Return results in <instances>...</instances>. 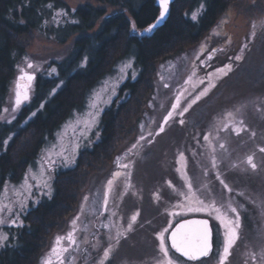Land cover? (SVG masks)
<instances>
[{
	"label": "rangeland",
	"instance_id": "1",
	"mask_svg": "<svg viewBox=\"0 0 264 264\" xmlns=\"http://www.w3.org/2000/svg\"><path fill=\"white\" fill-rule=\"evenodd\" d=\"M85 2L88 0H68L72 7ZM117 11L111 8L106 14ZM27 42L26 54L16 63L1 105L7 122L21 107L28 108L36 90L31 83L28 98L17 106L18 74L27 71L41 77L53 73V63L68 55L71 47L70 40L57 44L36 32ZM236 56L242 58L236 60ZM227 65L231 71L221 73L219 70H226ZM139 73L132 57L119 62L113 73L92 88L82 108L74 110L41 144L26 168L2 183L0 207H8L0 211L4 221L0 233L7 239L0 241V246L15 227L9 226L10 221L16 220L18 226L21 213L37 206L44 197L52 198L55 174L74 167L78 155L89 147L105 109L119 99V87L128 78L135 80ZM154 80L155 92L133 137L121 142L111 166L87 180L76 213L63 231L52 235L40 264L49 258L52 264H59L52 249L57 246L56 238L67 237L69 232L75 244L67 239L61 242L60 246L68 249L62 254L64 264H99L109 247L112 252L105 264H158L163 259L159 235L163 232L165 237V229L175 219L200 207L197 200L208 205L213 198L224 206L228 192L251 195L248 206L256 209V218L240 227V240L231 252L252 258L264 251V152L260 151L264 147V0H241L199 44L159 63ZM209 84L215 87L209 88ZM205 88L207 94L200 96ZM20 90L24 92L22 87ZM197 96L200 98L195 99ZM185 108L188 110L183 111ZM169 112L172 118L165 124ZM35 114L36 110L28 113L19 127L26 126ZM162 125L164 131L160 132ZM14 134L8 131L0 141L1 148L8 146ZM60 152L67 162L57 155ZM49 156L54 163L48 162ZM249 156L257 165L255 170L247 163ZM118 158L126 168L118 166ZM117 172L119 176L114 175ZM109 180L113 181L111 190ZM189 183L195 194L191 200L187 198ZM137 213L133 222L131 217ZM254 224L262 230L253 228ZM118 232L121 235L117 236Z\"/></svg>",
	"mask_w": 264,
	"mask_h": 264
},
{
	"label": "trees",
	"instance_id": "2",
	"mask_svg": "<svg viewBox=\"0 0 264 264\" xmlns=\"http://www.w3.org/2000/svg\"><path fill=\"white\" fill-rule=\"evenodd\" d=\"M240 1L175 0L162 26L151 29L160 15L157 0H88L77 7L68 0H0L4 90L33 33L57 44L71 42L68 55L53 63V73L37 81L34 98L24 112L25 118L35 110L36 114L24 127L11 126L15 134L0 158V187L26 168L41 144L74 110L82 108L92 88L113 73L119 62L132 57L140 70L135 80L128 78L119 87V99L105 109L89 147L81 151L74 167L55 174L52 198H42L19 215L17 228L8 229L9 240L0 247V264H40L52 235L63 231L76 213L87 180L112 165L118 146L139 127L155 92L158 64L199 44ZM111 8L118 11L107 15ZM0 134L4 137L8 130Z\"/></svg>",
	"mask_w": 264,
	"mask_h": 264
},
{
	"label": "snow or ice",
	"instance_id": "3",
	"mask_svg": "<svg viewBox=\"0 0 264 264\" xmlns=\"http://www.w3.org/2000/svg\"><path fill=\"white\" fill-rule=\"evenodd\" d=\"M168 3L169 0H160V5H161V12H160V19L162 20L165 16V14L168 11ZM193 19H196V15L193 14ZM75 22V21H74ZM159 22V21H158ZM155 27V25H153ZM255 27V25H254ZM151 29H149L150 31ZM247 47V45H245ZM242 57L241 56H236V60H240ZM211 59V57H209ZM29 68L32 67L31 64L28 65ZM23 71V70H21ZM123 72V69H121ZM221 73L227 74V71H231V65L226 66L225 69H220L219 70ZM21 80L27 79L28 81H31L33 77L31 75H28L25 73L20 77ZM203 83V81H201ZM215 87L214 84H209V88ZM21 86L18 84L17 85V92H16V104L19 106L21 103L22 99H27V92L24 91L22 92ZM208 92V88H205L203 92L200 93V96L206 95ZM200 97L197 96L195 99H199ZM195 99L192 101V103H195ZM179 104V100H177V104L173 105V112H175L176 107ZM188 107H191V104H189ZM188 109L185 108L183 111H187ZM181 115H183V112H181ZM229 116H231V113H229ZM172 118V112L168 113V116L165 118L164 123L167 124L168 120ZM183 123V121H180ZM143 127V126H142ZM237 131V134H239V130L234 129ZM164 131L163 125L160 127V132ZM159 134V133H157ZM151 135V133H149ZM141 139H145V137H141ZM207 139V137H205ZM223 147V145H221ZM261 152H264V147L260 148ZM58 156L63 158L66 162L68 158L64 156L63 152L57 153ZM181 159H183V156H181ZM48 162L54 163V161L51 159V156L48 158ZM247 163L248 165L251 166L253 170L257 167V165L253 162V157L249 156L247 158ZM117 164L118 166L121 167H127L126 164H120L119 158L117 159ZM213 166H215V161H213ZM115 176H119L120 173L117 172L114 174ZM223 184L224 182L221 181ZM113 185V181L109 180L108 181V188L111 190ZM27 186V185H26ZM30 187V186H28ZM225 187L227 188L228 186L225 184ZM189 188V195H187V198L189 200L192 199V197L195 195L192 193L191 189V183L188 184ZM87 199V197H85ZM107 203V200H105V204ZM197 203L200 205V207L193 209L196 211H208L211 209L216 213V219H218L221 223V225L224 226L225 228V238H224V243H223V250L222 252L217 251L216 255L219 257L217 264H226V261L228 260V257L230 256L231 252L230 250L232 247L236 244L237 240L239 239V229L241 227L240 223V215L237 213V209L229 205V210L233 213H237L234 218H229L225 214L221 213L219 208L215 207L214 202L212 204H204L202 200H197ZM7 205H3L0 207V211H3L4 208H7ZM23 207V205H22ZM11 211V209H8ZM137 214H134L131 217V220L135 222ZM4 221L0 220V224H3ZM16 225V221H12V224L9 226H14ZM73 226H75V222H73ZM128 230H131V224L128 226ZM167 231V229H165ZM121 235V233H117V236ZM159 240H160V251L163 254V260L159 261L158 264H177L176 261L171 259L169 257V249L165 246V237L163 232L159 235ZM7 236L3 233H0V241L6 240ZM67 239L69 243L75 244V239L74 235L72 232H69L67 237H57L56 238V245L57 247H54L52 249V253L56 256L57 261H59V264H64L65 257L62 255L64 252H67L68 249L66 247H61V242ZM118 242V241H117ZM171 247L175 249L176 252L180 253L181 256L186 257L189 261H199L201 258H206L209 257L210 253H212L213 250V245H212V233L209 228L208 222L206 220L204 221H188L185 222L184 224H180L174 232L171 234ZM112 252V248L109 247L107 250L104 251L103 253V259L99 261V264H105V261H107L110 257V254ZM253 260H255V256L252 257ZM261 260H264V251L261 252ZM44 264H52L51 258L46 260Z\"/></svg>",
	"mask_w": 264,
	"mask_h": 264
},
{
	"label": "flooded vegetation",
	"instance_id": "4",
	"mask_svg": "<svg viewBox=\"0 0 264 264\" xmlns=\"http://www.w3.org/2000/svg\"><path fill=\"white\" fill-rule=\"evenodd\" d=\"M32 74H34V73H32ZM17 77H16V82H17ZM38 79H39V77H37L36 74H34V78H33L32 83L36 87H37L36 84H37ZM1 80L2 79H0V132L8 129V131H11L13 133V130H11L12 124H14V123L20 124L24 119H26L25 114H24L25 107H21L19 109V111L17 112V114L15 116H13L12 118H10L9 122H11V126L10 127L7 126V123H9V122H7L6 115L2 116L1 105L5 101V94L8 90V86L6 84V87L4 90L3 80L2 81ZM32 100H33V98L31 99V101ZM20 127H22V126H20ZM92 135H91V137H92ZM4 137H1V134H0V141ZM6 149H7V147L5 149L1 148V144H0V158H1L2 154L4 152H6ZM220 181H224V180L220 179ZM226 196L227 197H225L224 206L221 203H219V201L216 202V200H212L213 198L209 199L211 201L209 204H212L214 202L215 207L219 208L221 213L225 214L229 218H234L236 216V214L238 213L240 215L241 226L243 224L246 226L252 217L256 218L255 207L248 206L250 198L252 197L251 195L247 196L243 192L236 193V194L228 192L226 194ZM229 205L236 208L237 213L231 212L229 210V207H228ZM191 208L192 207L190 206L188 209L190 210ZM196 218L204 219L208 222V224L210 226L211 233H212L213 250H212V253H210L209 257L201 258V260H199V261H189L186 257L181 256L180 253H177L176 251L173 250V248L171 247V242H170V234L176 225H178L182 222L184 224L185 222H187V220L196 219ZM12 221H16V220H12ZM12 221H10V223ZM11 224H9V225H11ZM252 227L253 228H259V226L257 224L252 225ZM14 228H17L16 225ZM260 229L261 228H259V230ZM167 232L168 233H166V236H165V246L169 249V257L171 259H173L174 261H176L177 264H217L219 257L216 255V253H217V251L222 252V250H223V243H224V238H225V228L223 225H221L220 221L218 219H216V213L214 211H212L211 209H209L208 211H204V212H200V211L195 210L194 212H191V213H185L181 217H178L177 219H175L173 225L170 226V228L167 230ZM240 234L241 233L239 231V239L237 240V242L240 240ZM259 234H261V232ZM54 247H57V246H54ZM230 252H231V250H230ZM239 253L240 252H237V251L234 254L231 252L230 256L228 257L229 264H264V260H261V255L259 253L253 255V256H255V260H253L250 257H247L246 255L245 256L239 255ZM53 257H55V255ZM56 259L57 258H55L54 260H56Z\"/></svg>",
	"mask_w": 264,
	"mask_h": 264
},
{
	"label": "water",
	"instance_id": "5",
	"mask_svg": "<svg viewBox=\"0 0 264 264\" xmlns=\"http://www.w3.org/2000/svg\"><path fill=\"white\" fill-rule=\"evenodd\" d=\"M174 1H175V0H169V3H168V11H169L170 4H171L172 2H174ZM157 3H158V5H159V7H160V12H161L160 0H157ZM168 11H167V13L165 14V16H164V18H163L162 20L160 19V15L157 17V19L155 20V22L152 24L151 29H154L155 27L162 26V24L165 22V19H166L167 16H168ZM160 12H159V14H160ZM158 21H159V22H158ZM153 25H155V27H153ZM25 73H27L28 75H31V76L34 78V74H32V73H30V72H27V71H26V72L24 71V72L18 74L16 85L19 84V85L23 88L24 91L28 92V91H27V90H28V87L31 86V83H32L33 79H32L31 81H28L27 79L21 80L20 77H21L22 75H24ZM188 221H204V219H198V218H196V219H190V220H187V222H188ZM180 224H183V222L180 223ZM180 224L176 225V226L174 227V229L172 230V232H174V231L176 230V228H177ZM208 225H209V224H208ZM209 228H210V226H209ZM172 232H171V234H172ZM171 234H170V242H171ZM173 250L175 251V249H173ZM177 253H178V252H177Z\"/></svg>",
	"mask_w": 264,
	"mask_h": 264
}]
</instances>
